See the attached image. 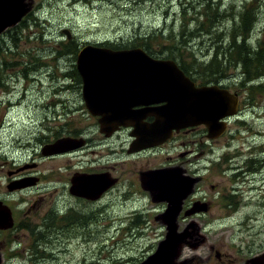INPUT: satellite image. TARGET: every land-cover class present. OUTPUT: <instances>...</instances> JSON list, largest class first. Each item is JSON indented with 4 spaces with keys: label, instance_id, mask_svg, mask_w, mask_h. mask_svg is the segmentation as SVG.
I'll return each instance as SVG.
<instances>
[{
    "label": "flooded vegetation",
    "instance_id": "flooded-vegetation-1",
    "mask_svg": "<svg viewBox=\"0 0 264 264\" xmlns=\"http://www.w3.org/2000/svg\"><path fill=\"white\" fill-rule=\"evenodd\" d=\"M40 1L50 0H39L29 14L42 8H37ZM55 3L65 6L67 2ZM52 33L58 49L79 43L81 47L90 45L110 50L139 48L148 54L137 45L136 39L141 36L133 35L127 41L119 38V43L87 39L82 42L71 31L66 36L62 30L60 34ZM44 54V61L56 65H0V213L3 216V211L7 217V224L2 222L0 226L3 261L13 263L20 258L36 264L48 261L50 264H135L137 260L130 253L134 247L129 245L150 241L147 231L152 225L161 228L162 235L155 238L163 240L143 262L156 254L174 226L176 236L186 234L180 242H196L199 238L200 244L207 243L201 253L208 249V241L213 240L209 232L202 234V230L232 225L233 215L247 208L264 210V202L259 200L260 193L264 195V130L255 131L253 118L251 124L246 120L247 113L257 112L258 108L249 84L260 86L256 99H264V65H240L241 79L233 81L242 83L240 88H235L220 74L204 77L200 65H194L192 72L176 63L194 88L217 87L227 91L237 102L236 113L219 120L223 130L219 136L210 138L204 124L193 123L172 129L164 138L157 128L165 123L167 102L133 106L135 118L127 120V127L120 124L113 133L115 127H112L119 123L110 124L103 119L104 132L99 123L102 116L92 115L86 107L82 79L70 77L74 65H57L59 61L54 56L49 52ZM75 72L79 75L76 68ZM72 108L83 111L93 121L94 128H74L72 116L68 115ZM148 138L157 139L148 142ZM143 139L146 142L142 145ZM60 140H71L76 146L64 153L45 154L48 145ZM100 151L106 152L100 154ZM92 178L105 182L96 199L72 192L74 180ZM47 182L48 190L57 193L55 196L46 192ZM33 191L38 195L29 197ZM174 193L171 203L167 198ZM175 205L177 208L172 211ZM152 210H156L158 218H153ZM249 224L257 222L247 218L238 223L241 229ZM21 231H24L21 239L26 241L23 245L30 244L23 252L19 243L11 241ZM180 242L170 247L167 259H161L162 264H167L170 256L173 258L184 247L183 243L177 247ZM239 249V252L229 249L237 253L232 257L227 249L222 255L217 248L212 255L218 264H264V248H255V254H251L249 246L245 251ZM185 252L178 264L199 254L194 250ZM147 253L148 250L138 258V263ZM240 253L247 255L239 256Z\"/></svg>",
    "mask_w": 264,
    "mask_h": 264
},
{
    "label": "rangeland",
    "instance_id": "rangeland-1",
    "mask_svg": "<svg viewBox=\"0 0 264 264\" xmlns=\"http://www.w3.org/2000/svg\"><path fill=\"white\" fill-rule=\"evenodd\" d=\"M58 2V0H50L47 3H43L45 1H40L38 7H45V19L41 20V23H44L48 29V38H41L40 40H29L28 42H24V48H34L35 52L39 56L44 57V51L46 48L50 47L52 44H54V40L52 39V34H60L61 30L63 35H67L64 31L73 32L75 38H77L79 41H86L84 39H88L89 41H94L92 38H96L101 41L109 40L113 43H119L121 42L119 38H125L129 40L130 38L133 39L134 36H143V35H149L153 32L161 33L160 38V44L164 48H169L172 45V42L168 39L169 34H180L182 30H186L190 27V31H193L195 27H197L196 20H192L196 16L194 13H192V9L189 11V13L186 14V16H182L178 13H180V8L182 7L181 4H183L184 7H188L187 4L189 3H198L201 0H83L84 2H79L81 0H69L71 2H65V6H58L55 2ZM212 3L219 2L222 6L220 7V11H226L230 5H233L234 7H239L242 5L244 0H210ZM247 1V0H245ZM251 0L250 2L255 6V8L258 11V22L256 26V30L252 37L250 38V42L253 46V48L257 45V43L260 41L261 43H264V0ZM39 2L34 0V5ZM197 5V4H196ZM32 8V9H33ZM200 6H196V9L194 11H199ZM21 10V9H20ZM199 15V14H198ZM227 26V25H226ZM263 28V29H262ZM165 29V31H164ZM212 29V28H211ZM210 29V31H211ZM261 31L258 32V31ZM171 32V33H170ZM213 34V32H211ZM207 34V36L211 35ZM261 34V36H260ZM206 35V34H205ZM91 38V39H90ZM131 39V40H132ZM205 40V41H204ZM44 41V42H43ZM97 41V40H95ZM205 42V43H204ZM187 48L189 51H192L196 57L199 58V60L205 59V61H209L212 57V54L214 53V48H212V45L210 43V40L204 36H201L200 42L195 44V40L192 39L189 41ZM186 49H182L181 52L185 53ZM153 57V55H151ZM163 57V56H162ZM162 57L154 58V59H163ZM184 60L189 61L188 57L184 54ZM46 65H56L55 63L51 62L50 60L45 61ZM75 61H73L71 58H61L59 60V64L57 65H74ZM190 68V71H194V68H196L194 65ZM211 66L212 69L209 67ZM204 67H208L207 70H204ZM200 71L201 74L204 77L207 78H213L214 74H220L223 77L226 78L228 81V84H230L232 87L240 88L239 85H241L242 82L238 84H234V79L239 81L241 79L242 75H239L240 73V67L238 65H200ZM68 70V68L66 69ZM263 74H264V67H263ZM264 80V77H263ZM260 86L249 84L248 89L251 90L254 93V103L255 106H258L257 112L250 111L247 113L246 120L251 124L252 118H253V127L255 131H259L260 129L264 130V99H256L257 93L260 92V89H258ZM242 88V87H241ZM264 88V87H262ZM36 93V89H34L33 94ZM45 103V101H44ZM52 103V102H51ZM74 103V101H72ZM72 116V126L74 128L78 129H87L91 130L93 129V121L85 115V113L81 110L75 111L74 108H72V111L68 113V115ZM43 117V114L40 116ZM52 118V115L50 116ZM66 118V117H64ZM68 119V118H67ZM56 123V122H54ZM57 124V123H56ZM61 124V122H59ZM53 125V124H52ZM71 146H76L74 144H71ZM49 149H45V153H47ZM98 152V150H95ZM106 151H100V154H105ZM145 175V174H144ZM78 181H82L77 179ZM108 183V180H107ZM26 185V182H25ZM45 185V184H43ZM261 185V184H259ZM264 187V182L262 183ZM47 190L46 192L49 193V195L52 194V196H55L57 193H54V190L50 191L48 190V182L46 184ZM12 187V186H11ZM13 188V187H12ZM264 190V188H263ZM33 193L29 197L37 196L38 193L36 191L31 192ZM262 196L259 197V200L264 202V195L263 193H260ZM253 206V205H252ZM2 216V221L7 224V217L5 216L4 212ZM151 215H153V218H158V213L156 210H152L150 212ZM222 213H217V215H221ZM16 217V216H15ZM217 218H223L222 216H215ZM250 218L252 221H256L257 224H249L245 227V229H241L238 225L240 221H243L244 219ZM233 222L234 224H222V225H216L212 229L209 230H202L201 233L209 232V235L212 237L213 240L208 241L209 246L207 250H204L203 252L199 253V251L205 249L207 246V243H201V240L197 236V232L199 231V227L196 226L195 228V236L198 238L196 242H190V243H183L180 242L184 239V235L181 234L177 236V242H175V245L180 242L178 246H180L181 243H183L184 248L181 256L184 257V254L186 251L194 250L197 256L189 257L184 260V264H218V262L213 257V251L215 248H217L220 252H222V255L226 253L227 249L229 251V255L232 257V255H236V252L230 251L229 249H236L237 252H239V248H242L244 251L246 250V247L249 246V249L251 250V254H255V248H264V210L263 209H252L247 208L244 209L242 212H238L233 215ZM230 222L229 223H233ZM174 226V225H173ZM175 229V226H174ZM169 232V231H168ZM190 233V231H187V233ZM148 235L152 238L150 241L142 242L139 245H135L134 243L129 245V248L134 247L131 250V254L134 256V258L137 260L135 264L142 263L148 255L152 254L158 243L163 240V238L156 239L155 237L162 235L161 228L156 227L152 225L150 229L147 231ZM24 234V231L19 232V235L13 239L11 237V241H15L16 243H19L21 245L20 251L23 252L25 249H27L28 246L23 245L26 241H23L21 239V236ZM256 234L257 236H254ZM190 235H193L190 233ZM174 236L176 238V235L174 233ZM231 238L236 239V241H231ZM240 240L242 242H240ZM217 243V245H214V243ZM220 243V248L219 244ZM198 244L200 246L198 247ZM174 245V246H175ZM203 245V246H201ZM223 245V246H222ZM71 246V245H70ZM70 246H62V247H68ZM173 246V247H174ZM172 247V248H173ZM198 247V248H196ZM195 248V249H194ZM148 250L147 255L143 257V259L138 263V258L141 257L146 253ZM18 250H16L17 252ZM124 252V250H122ZM243 253H240L239 256H243ZM245 254L244 256H246ZM183 258H180L179 261H181ZM254 262V261H253ZM12 263V262H11ZM8 262V260L3 261V258L0 253V264H11ZM12 264H36L32 262H26V260H22L20 258H17L13 260ZM40 264H50V262H43ZM170 264V263H169Z\"/></svg>",
    "mask_w": 264,
    "mask_h": 264
},
{
    "label": "water",
    "instance_id": "water-1",
    "mask_svg": "<svg viewBox=\"0 0 264 264\" xmlns=\"http://www.w3.org/2000/svg\"><path fill=\"white\" fill-rule=\"evenodd\" d=\"M33 3L34 0H0V35L6 30L17 26L31 12ZM64 32L68 34V32ZM99 59L110 64L107 65L108 71L104 75V79L106 78L105 80L108 84H104V87H100V90L95 92L96 87H93L86 73L88 68ZM75 68L82 79V95L86 107L92 115L102 116L99 123L101 130L104 132H106L104 120L112 123L119 122V124L112 127H115L112 129L113 133L118 130L120 124H123L122 126L124 127L129 126L127 125V121H125V117H135L132 114L134 111L131 110L133 106L154 102H167L164 114L165 123H162L157 128L160 130V136L164 138L169 136L172 129L185 127L193 123L204 124L210 138L219 136L223 131L219 120L236 113L237 102L227 91L218 90L217 87H201L196 89L189 78L178 69L175 61L171 59H154L139 48L115 51L86 45L77 53ZM90 80L93 79L91 78ZM117 80L123 86L119 90L117 85L113 84ZM120 95H123L124 107H115V101ZM89 98L91 99L90 104L94 109L89 108L91 107L88 103ZM102 111L112 112L113 116L106 118L103 113H99ZM118 111H125V113H118ZM171 114L175 115V120L169 124L168 118ZM176 120L177 124L174 123ZM166 130L167 133H165ZM156 139L148 138V142L155 141ZM145 142L146 140L143 139L142 145ZM71 144H73L71 140H60L52 145H48L45 149L48 148L49 151L45 154L67 152L75 148ZM175 182L181 183L180 180ZM74 184L75 182L73 181L71 190L74 194H77L73 191ZM103 190L104 188L89 198L96 199ZM176 193L171 194L167 198L171 203L174 202L173 198ZM164 194L162 192V195ZM186 214L189 215L188 213ZM174 232V227H170L167 238L160 243L156 254L144 264H151L159 254L164 257L169 255L170 247L172 248L175 242H177V236L175 238ZM170 259L167 264L170 263ZM162 263L163 260L160 259L158 264Z\"/></svg>",
    "mask_w": 264,
    "mask_h": 264
},
{
    "label": "trees",
    "instance_id": "trees-1",
    "mask_svg": "<svg viewBox=\"0 0 264 264\" xmlns=\"http://www.w3.org/2000/svg\"><path fill=\"white\" fill-rule=\"evenodd\" d=\"M63 1L71 2L69 0ZM250 1L244 0L239 9L230 5L226 11H220L222 5L219 2L212 3L210 0H201L196 3L200 6L199 11H194L197 6L195 3L187 4L188 7L181 4V11L178 14L186 16L192 9V13L196 16L192 19L197 22V27L193 31H190L189 27L182 30L180 34H169L168 39L172 42L169 48L161 46L160 38L162 35L156 32L149 35H139L141 37L136 39L137 45L143 47L150 56L153 55L154 58L163 56V59H172L176 63L184 65L187 70L193 67L189 65H238L239 67L240 65H264V43L259 41L253 48L250 42L258 22V11ZM79 2L85 3L86 1L81 0ZM44 19L45 7L43 6L39 11L36 10L27 15L16 27L8 29L4 33L3 38L0 39V65L45 64V54H43L44 57L39 56L34 48H24L23 45L25 41L28 42L32 39L37 41L43 37H49L46 25L41 23V20ZM207 34L211 35L207 36ZM201 36L208 38L212 48H214V53L209 61L199 60L187 48L190 40L194 39L195 44H197L200 42ZM102 45L112 49L119 48L116 45ZM80 47L79 43H75L64 45L62 49H58L55 44H52L44 51L54 56L56 61L64 57H69L75 61ZM182 49H186L185 53L181 52ZM184 54L190 59L189 61L184 60ZM73 68L74 72L72 71L70 77L76 78L79 75L75 72V66ZM209 68L212 69L211 66Z\"/></svg>",
    "mask_w": 264,
    "mask_h": 264
},
{
    "label": "bare ground",
    "instance_id": "bare-ground-1",
    "mask_svg": "<svg viewBox=\"0 0 264 264\" xmlns=\"http://www.w3.org/2000/svg\"><path fill=\"white\" fill-rule=\"evenodd\" d=\"M107 65H110V64L108 62H105V61H102L101 59H99L98 61H95L87 70V73H86L87 78L92 83L93 87H96L95 92L99 91L100 87H104V84H108V82L105 80L106 78L104 79V75L108 71ZM91 78L93 80H90ZM113 84L117 85L118 90L123 87L119 80H117V82H114ZM153 92H155V91H153ZM153 94H155V93H153ZM92 100H93V98H92ZM90 102H91V99L89 98L88 103L91 106ZM115 102H116V104H114L115 107H118V106L124 107L123 95H120V97ZM89 105H88V107H89ZM92 105H94V104H92ZM89 108L94 109L93 106H91ZM97 108H99V107H97ZM108 112L109 111H102L99 113H101V114L103 113L104 117H106V118H110L111 116H113L112 112H110V113H112L111 116H106L105 113H108ZM118 113L124 114L125 111H118ZM192 116H193V114H192ZM174 117H175V115H173V114H171L169 116V118H168L169 124H171V121L175 120ZM125 118H126L125 121L132 119L131 117H125ZM110 123H112V122H110ZM117 123H119V122H117ZM174 123L177 124L178 123L177 120ZM100 179L101 178H92V180H88V181L83 180V182H80L76 179V180H74L75 184H74L73 191L77 194H82V195H86L88 197H92L93 195H96L99 190L102 189L101 187L103 186V184L105 185V182L101 181L102 179L101 180ZM77 190H79V191H77ZM165 196H169V194L165 195ZM176 208L177 207L175 205V207L173 208L172 211H174ZM2 222H3L2 221V215L0 213V226H3ZM201 246H203V245H201ZM183 248L184 247H180L178 249V253L172 258L173 261L171 260L170 264H178L180 262L179 259L183 258V256H181V255H183L182 254ZM160 259L164 260V259H166V257L160 256V254H159L158 257H156L151 264H158ZM145 262H143L142 264H144Z\"/></svg>",
    "mask_w": 264,
    "mask_h": 264
}]
</instances>
